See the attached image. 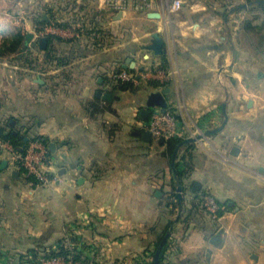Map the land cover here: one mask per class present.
Returning a JSON list of instances; mask_svg holds the SVG:
<instances>
[{"label":"crops","instance_id":"obj_1","mask_svg":"<svg viewBox=\"0 0 264 264\" xmlns=\"http://www.w3.org/2000/svg\"><path fill=\"white\" fill-rule=\"evenodd\" d=\"M168 2L115 19L101 0H0L6 33L13 4L32 16L27 30L53 36L47 61L37 43L34 75H8L0 58V123L44 137L49 173L61 176L40 185L9 165L0 170V264H19L20 255L60 240L79 252L76 264L129 261L148 255L170 220L174 264H264V36L255 33L264 0H182L177 11ZM154 33L160 55L151 49ZM162 56L174 70L168 81L118 88L113 73L155 71ZM155 109L174 113L176 137L186 141L175 159L179 171L182 161L191 167L180 186L166 146L145 128ZM174 192L187 207L201 192L212 196L219 217L196 204L185 220L174 218L167 205Z\"/></svg>","mask_w":264,"mask_h":264},{"label":"built area","instance_id":"obj_2","mask_svg":"<svg viewBox=\"0 0 264 264\" xmlns=\"http://www.w3.org/2000/svg\"><path fill=\"white\" fill-rule=\"evenodd\" d=\"M153 1L154 0H101V4L107 10L116 15L118 12L125 13L126 11L146 13L149 11ZM167 5L170 11H177L181 8L182 0H170ZM173 74V69L166 70L163 68H157L155 71H150L142 68L135 69L133 72L125 69L119 70L113 73L112 77L115 80L128 81L137 84L140 78H153L165 82L172 78ZM145 128L148 134L156 141L167 140L178 136L180 133L176 116L172 111L153 110L149 115ZM199 134L201 133H192L191 136L195 138ZM199 137H201V135H199ZM0 148L4 153L6 152L11 155L10 160L12 165H16L17 168H20L19 166H21L25 173L33 176L39 184L53 185L61 182V176L57 174L51 175L49 173L50 166L47 162V147L40 139H30L23 153L17 151L10 143L4 141H0ZM220 209L221 206L212 196L206 194L202 197L199 210H202L207 216L209 215L212 219H217L219 217L218 210ZM40 264L76 263L71 260L65 261L60 257H53L49 259L41 258Z\"/></svg>","mask_w":264,"mask_h":264},{"label":"trees","instance_id":"obj_3","mask_svg":"<svg viewBox=\"0 0 264 264\" xmlns=\"http://www.w3.org/2000/svg\"><path fill=\"white\" fill-rule=\"evenodd\" d=\"M261 7L264 9L263 6H261ZM40 21H41V18H40ZM56 24H58L59 26H64V27L67 26L66 23H59L58 22ZM262 29H259L258 31L255 32L256 34H259L261 36V38L264 36V26L262 27ZM52 38H53V36H48L47 37L48 42L51 41ZM54 38H57L59 40L58 37H54ZM23 41H24L23 35H21L19 33L13 35V37L10 39V41L3 44V46H2L3 48H2V50H0V55L5 54V53H10V54L17 53L20 50V47H21V44L23 43ZM47 48L48 47L46 46V48L43 49V57L46 61L53 57L52 51L48 50ZM23 56L24 55H22V57H20L19 59L23 58ZM15 59H16V57H15ZM24 60L27 63H29L30 66H32V64H33L32 59H30V58H28V56H26ZM167 65H168L167 59L164 56H162V60L160 62V67L165 69V67H167ZM32 68H34V67H32ZM131 72H133V71H131ZM116 83H117L118 88L122 89V90L132 88L134 86L133 83L128 82V81L117 80ZM148 83L150 85H153V86H160L159 83L154 82V81H149ZM36 138L41 139V141H44V143H47L46 139L40 135L36 136ZM0 141L10 143L17 151H19L21 153L24 152L26 145L28 143V141L27 142L25 141V135L21 134L20 130L18 128H16L10 122H7L4 125H1V123H0ZM158 142L160 144H163L166 146L167 156L169 159H171L172 168L175 172L174 178L177 182V185L180 186L181 185V179L184 176L189 174V171L191 168L189 166L190 164H188L185 161L184 162L182 161L183 168H182V170L179 171L178 166L180 165V163L178 164L175 161V159L178 156L179 149L181 147H183V145H185L184 143L186 141H184L178 137H172V138L167 139V140H159ZM188 145H189V143H188ZM189 147H191V145H189ZM176 149H177V152H176L175 157L173 159L174 152ZM19 167H20L19 170L22 173H25L24 169L21 166H19ZM28 178L31 179L34 183L38 184V182L33 178V176L28 175ZM204 195H206V194L204 192H201L200 194H197L194 196L193 201H194V199H196V202H197V203H192L194 208H196V204H198V207H200V204L202 202V197ZM168 198H169V200L167 202V205L169 207H171V211H174L175 207H180L181 203H182V206L184 207V205H183V194L181 196V199L178 198L176 192L172 193ZM221 210L222 209L218 210V215L221 212ZM172 225H173V220L168 221V225H167L166 230L163 232V234L157 240L153 249L150 251V253L148 255L146 253H144L139 257L131 258L129 261H118L114 264H164L163 261L165 260V258L169 259L168 257H166V254H165L166 251L168 252V249H170L171 253L173 252L172 242H170V236L166 235L167 231H169V229L172 228ZM164 237H166V239L162 244V240ZM161 244H162V247H161V250L158 254V259L156 261L155 257H154L155 252L157 251V249L159 248V246ZM38 252H40V251L31 250L28 252V254L20 255V257H19L20 263L19 264H39L41 258L49 259V258H53V257H60L65 261L71 260L74 263L83 261V259H81V255L79 254V252H77V250L75 248H70L68 246H65V244L61 240L57 242V244L55 245L54 248H52V247L44 248L42 251V255H39ZM92 264H96V263L92 262Z\"/></svg>","mask_w":264,"mask_h":264},{"label":"rangeland","instance_id":"obj_4","mask_svg":"<svg viewBox=\"0 0 264 264\" xmlns=\"http://www.w3.org/2000/svg\"><path fill=\"white\" fill-rule=\"evenodd\" d=\"M12 6H13V4H12ZM11 7L7 8L6 11H5V14H4L6 16V18L9 19L7 21V25H8L7 26V29H8L7 33L4 30L5 28L4 29L0 28V50H2L3 44L8 42V41H10V39L13 37V35H15L17 33H19V34L24 36V41L21 44L20 50L17 53H14V54L5 53V54L0 55V58H7L5 60V63H4L3 67L6 68V70H8V73H9V74L7 73L8 75H15L16 73L17 74L26 73L28 76H31L33 74L30 71V70H32V66H30V64L27 63L24 59H25L26 56H28V58H30V59L32 58V60H33V57L35 58L34 55H35L36 50H37V48H36L37 47V43L39 42V39L41 37H43L44 33L43 34H39L37 32L35 34L34 32H32V31L30 32L29 30H27V28L25 27L26 19L28 20L32 16L29 13L20 14L16 10V8H14V7L11 8ZM247 17L251 18V16H247ZM248 18H246V19H248ZM245 20H242V22L245 21ZM27 33H30L32 35V37L28 41H26ZM22 55H24L23 58L19 59L20 57H22ZM15 57H16V59H15ZM17 85L19 86V84H17ZM22 88H23L24 91L30 92L31 84L30 83H27V84L23 83L22 84ZM22 125L23 124L19 125V127H17V128H20L19 130H20L21 134L25 135V138H27L26 142L29 141L30 139H34V138H36V136H38V134H35L34 129H31V128L30 129L29 128L22 129ZM43 143H44V141H43ZM44 144L47 147V155H48L47 162H48V165H50L51 159H50V154H49V150H48V145H47V143H44ZM5 155L8 158V159H4V160H7V163H8L7 167L9 165L11 168L19 170V168H17L16 165H12L11 160H10L11 159V155L9 153H6V152H5ZM177 159H178V157L176 158V160ZM50 174L54 175L56 173H50ZM181 196H182V194H180V199H181ZM184 207H185V209L183 208L182 203H181L180 207H175L174 208V211H173L174 212V214H173L174 218H177V219L178 218H181V219L183 218L185 220L188 216H190V208H192V210H194V207L189 206L190 207L189 208L186 205H184ZM198 209H199V207H198ZM187 210H189V212ZM195 212H197V210H195ZM199 213L203 214L204 216L209 217V219L213 220L209 215L207 216V214L204 213L202 210H200ZM169 230H170V234H171L172 230L171 229H169ZM170 234L168 236H170ZM176 243H178L177 240H176ZM173 245H174V243H173ZM173 245H172L173 252L171 253V250L168 249L166 257H168L169 259L165 258V260L163 261L164 264H174L175 263V258H176L175 250L177 249V247L176 246L174 247ZM39 251H40L39 255H42V251L43 250H39Z\"/></svg>","mask_w":264,"mask_h":264},{"label":"water","instance_id":"obj_5","mask_svg":"<svg viewBox=\"0 0 264 264\" xmlns=\"http://www.w3.org/2000/svg\"><path fill=\"white\" fill-rule=\"evenodd\" d=\"M121 16H122V13H121V12H118V13L116 14V16H115V19H119ZM148 16H149L150 18H157V17H158L157 13H154V12L149 13ZM31 37H32V35H31L30 33H27V35H26V41H28ZM47 40H48V39H47V37H45V36H43V37H41V38L39 39V46H40L41 49H45V48H46ZM162 46H163V40L159 37L158 34L154 33V35H153V41H152V44H151V49L154 51L155 54L160 55V54H162V52H163V47H162ZM124 66H125V68H128V67L132 68V67L134 66V62H131L129 59H127V61H126V65H124ZM137 79H138V77H137ZM36 82H38V83H42V80L38 77V78L36 79ZM166 90H167V89H162L161 92L150 94L149 97H148V101H147V107L150 108V107H153L155 104H157L156 98L159 97L160 94H161V93H164ZM103 97L106 98V97H109V95H108V94H105V95H103ZM158 103H159V102H158ZM26 140H27V138H25V141H26ZM50 147H51V149H52L53 144H51ZM176 152H177V149H176L175 152H174L173 159H174V157H175ZM173 159H172V160H173ZM7 164H8V163H7V160H1V161H0V170L7 168ZM14 174H16V171H13V175H14ZM195 189H196V187L193 188V191H194ZM180 190H181V188H180V187H177V191L180 192ZM158 193H159V192H158ZM158 193H156V195H158ZM169 234H170V230L167 231L166 235H169ZM219 237H220V232L217 233V240L219 239ZM165 239H166V237L163 238V240H162V244H163V242L165 241ZM162 244L159 246V248H158L157 251L155 252V256H154V257H155V260H156V261H157V259H158V254H159V252H160V250H161ZM212 244H213L214 246H217L219 243H218V241H212Z\"/></svg>","mask_w":264,"mask_h":264}]
</instances>
